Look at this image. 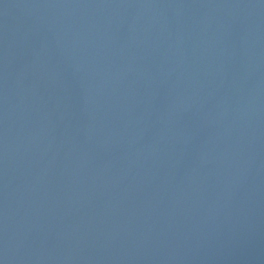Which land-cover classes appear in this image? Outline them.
Masks as SVG:
<instances>
[{
	"label": "water",
	"instance_id": "1",
	"mask_svg": "<svg viewBox=\"0 0 264 264\" xmlns=\"http://www.w3.org/2000/svg\"><path fill=\"white\" fill-rule=\"evenodd\" d=\"M0 264H264V0H0Z\"/></svg>",
	"mask_w": 264,
	"mask_h": 264
}]
</instances>
